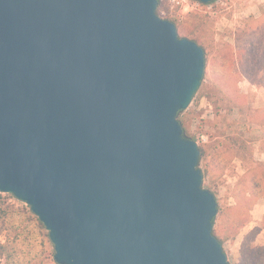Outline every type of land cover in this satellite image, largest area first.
Masks as SVG:
<instances>
[{
  "label": "water",
  "instance_id": "95a60500",
  "mask_svg": "<svg viewBox=\"0 0 264 264\" xmlns=\"http://www.w3.org/2000/svg\"><path fill=\"white\" fill-rule=\"evenodd\" d=\"M158 7L0 0V193L44 225L56 264H231L178 119L205 51Z\"/></svg>",
  "mask_w": 264,
  "mask_h": 264
},
{
  "label": "rangeland",
  "instance_id": "374dc122",
  "mask_svg": "<svg viewBox=\"0 0 264 264\" xmlns=\"http://www.w3.org/2000/svg\"><path fill=\"white\" fill-rule=\"evenodd\" d=\"M191 3L174 8L167 0H161L158 14L176 25L180 38L202 47L210 61L206 63L201 88L178 119L185 134L206 151L199 167L204 176L203 187L215 195L220 208L214 225L217 229L223 223L225 211L237 205L233 197L236 184L249 170L264 165V89L237 77L234 88L241 95V102L234 104L232 97L215 89L211 80L214 62L230 49L239 52L245 45L254 32L245 31L251 17L264 21V0H217L198 7L194 0ZM229 152L233 157H224ZM228 158V166L218 169V164L222 166ZM250 214L251 221L223 245L231 264H241L242 245L254 229L259 228L260 234L253 245H264V216L255 222ZM54 253L47 230L29 206L0 193V264H56Z\"/></svg>",
  "mask_w": 264,
  "mask_h": 264
},
{
  "label": "trees",
  "instance_id": "16d2710c",
  "mask_svg": "<svg viewBox=\"0 0 264 264\" xmlns=\"http://www.w3.org/2000/svg\"><path fill=\"white\" fill-rule=\"evenodd\" d=\"M159 4L161 5V0H159ZM255 24L257 25L254 29ZM251 30L254 32H251V37L239 52L230 49L223 54L220 60L215 59L216 67L211 78L214 80L215 89L219 94L232 97L233 103L237 105H240L241 102V95L234 88V80L237 77L245 78L250 83H255L264 89V21L261 22V20L251 17V23L248 22L245 31L250 32ZM208 62L210 61L206 56V63ZM200 151L202 158L206 155V151L202 147H200ZM223 155L224 157H233L231 152ZM230 162L229 158L222 161V166L218 162V169L224 170ZM257 168L249 170L236 184L233 197L237 205L235 208L225 211L222 217L223 223L213 230V235L222 245L235 238L237 232L251 221L250 213L255 205L264 198V165H258ZM40 224L44 227L41 222ZM225 226H228L227 230H225ZM259 233L260 229L256 228L246 237L241 249L243 259L241 264H264V245H253Z\"/></svg>",
  "mask_w": 264,
  "mask_h": 264
},
{
  "label": "crops",
  "instance_id": "0c3cea01",
  "mask_svg": "<svg viewBox=\"0 0 264 264\" xmlns=\"http://www.w3.org/2000/svg\"><path fill=\"white\" fill-rule=\"evenodd\" d=\"M253 219L255 222H260L264 216V198L261 199L253 208L252 211ZM260 234V233H259Z\"/></svg>",
  "mask_w": 264,
  "mask_h": 264
},
{
  "label": "built area",
  "instance_id": "2783aa9c",
  "mask_svg": "<svg viewBox=\"0 0 264 264\" xmlns=\"http://www.w3.org/2000/svg\"><path fill=\"white\" fill-rule=\"evenodd\" d=\"M167 1L174 8H184L186 6L192 5L191 0H167ZM194 1H195V4H194L195 7H198L201 5L199 1L197 0H194Z\"/></svg>",
  "mask_w": 264,
  "mask_h": 264
}]
</instances>
